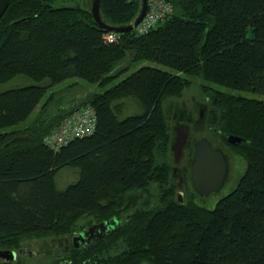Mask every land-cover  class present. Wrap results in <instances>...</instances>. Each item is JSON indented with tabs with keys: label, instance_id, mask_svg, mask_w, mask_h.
Wrapping results in <instances>:
<instances>
[{
	"label": "trees",
	"instance_id": "trees-1",
	"mask_svg": "<svg viewBox=\"0 0 264 264\" xmlns=\"http://www.w3.org/2000/svg\"><path fill=\"white\" fill-rule=\"evenodd\" d=\"M90 1L11 0L0 19V249L52 237L45 251L64 255L57 264H264V100L233 93L264 95V0H169V18L145 34L119 33L114 43ZM139 7L140 0H101L105 21L116 25L130 23ZM141 60L169 70L143 66L107 88L125 62ZM18 76L34 82L4 88ZM189 76L204 81L206 126L247 162L212 209L179 202L170 163L159 160L173 138L163 101L180 96ZM70 78L105 89L68 105L53 92L28 121L47 91ZM130 96L143 111L121 118ZM86 105L95 109V131L49 147L45 137ZM229 134L243 141L230 144ZM189 148L191 157L193 141ZM66 166L79 179L59 189ZM112 220L101 238L63 247L76 230Z\"/></svg>",
	"mask_w": 264,
	"mask_h": 264
},
{
	"label": "rangeland",
	"instance_id": "rangeland-1",
	"mask_svg": "<svg viewBox=\"0 0 264 264\" xmlns=\"http://www.w3.org/2000/svg\"><path fill=\"white\" fill-rule=\"evenodd\" d=\"M130 62H125L124 65L129 66V68L121 73L117 78L110 84L108 85L107 88L110 86H113L114 84L119 83L121 80L124 78L128 77L132 73H134L136 70L143 66H153L157 68H161L164 70H169L168 67L159 64L157 62L151 61V60H141V61H136L132 65L129 64ZM123 65V66H124ZM180 75H183L184 77H187L184 73H181ZM190 80L192 81L191 85L184 89L182 94L178 97H167L164 99V108L166 111V114L168 115V119L172 124H175L176 117L174 118V112L176 113L178 109L185 108L187 112L192 113L193 117L195 119L199 118V111H198V106L201 103H206L210 102L208 98L206 97V93L202 92L200 89V84L203 83L204 81L195 78V77H190ZM75 81L77 84H75ZM34 81L23 77V76H18L15 77L13 80H11L8 84L4 86L5 89L15 87L18 85H24V84H31ZM212 87H215L217 89H221L224 91H228V89L224 87H217L216 85H212ZM92 91H97V92H102L105 88H100V87H93L89 86L85 81L83 80H77L74 78L67 79L58 85L52 87L47 91L45 94V97L41 100L38 109L31 115L28 121H31L34 119V117L38 114L39 108L43 104V102L51 95V93L55 94H62L63 95V104H72V102H79L80 97L84 92H90ZM233 93L237 95H242L245 97H251V98H258V99H263L264 100V95L262 94H257L254 92H246V91H233ZM123 103V112L121 113V118H124L128 115L132 114H137L141 113L143 111V108L140 104V102L137 100V98L130 96V97H125L121 100ZM175 107V108H174ZM54 110L56 107L53 108ZM175 110V111H174ZM205 111V110H204ZM26 123V122H25ZM22 125V124H21ZM19 126V125H18ZM190 127V140L191 142L195 138H199L201 136H206L208 137L211 142L213 143L214 146L217 147H222L227 153H229L232 156V162H231V170L229 173V177L223 188L218 191V192H213L211 193L206 200L198 199V197L195 195L194 189L191 185V182L188 180V170L185 169V187L182 188L183 195H184V200L185 201H194L196 203H199L203 206H206L207 208H214L220 198L223 196L227 195L231 191H233L241 177L246 171L247 168V162L245 158L236 152V150L228 146V144L225 142L220 134L216 133L213 131L209 126H206L205 119L204 122L198 123L197 126L189 125ZM10 129V128H8ZM190 151L191 149H187L185 152V158L183 161L180 162V167H187V160L190 156ZM159 160L162 162H167L170 163L171 166V174H172V166L175 165L173 163V155L172 154H161L159 157ZM79 179V170L73 167H63L58 174L56 175V183L57 187L59 189H65L69 184L76 182ZM173 184L177 188V185L174 183V180H172ZM175 198L178 197V190H176V193L174 195ZM83 222V221H82ZM52 237H47L45 239H39V240H34L33 242H25L23 245L26 246V248L31 249L33 251H39L37 255H30L28 252L27 253H22L19 252L17 260L11 261L9 264H46V263H53L56 260L58 261L60 258H63V254H56L54 252L52 253H47L45 251V245L48 244L49 247L53 244L51 241ZM29 243H32V245L28 246ZM42 248V251H41ZM47 249V248H46ZM55 250V249H54ZM61 260V259H60ZM0 262H4V259H0Z\"/></svg>",
	"mask_w": 264,
	"mask_h": 264
},
{
	"label": "water",
	"instance_id": "water-1",
	"mask_svg": "<svg viewBox=\"0 0 264 264\" xmlns=\"http://www.w3.org/2000/svg\"><path fill=\"white\" fill-rule=\"evenodd\" d=\"M11 0H0V19L7 10ZM91 13L95 22L104 30L116 33H124L131 31L135 26L142 20L147 10V0H140V7L136 17L127 24H111L105 21L102 8L101 0L90 1ZM177 113V112H176ZM175 113V114H176ZM205 119V112L199 115L197 119L198 123H203ZM176 126V125H175ZM173 126V138L170 144L171 154L173 155V163L176 168L178 175L176 177L182 178L183 169L180 167V162L183 160L185 155V149L188 146L190 139V127L189 125L183 124L176 128ZM227 140L230 144H239L243 141V138L237 135H227ZM193 141V155L189 161L190 166V182L196 192L197 196L202 200L213 192L220 191L228 180L229 173L231 170L232 156L227 153L222 147L214 146L211 140L206 136L195 138ZM183 186H179L178 200L184 202V195L182 191ZM116 221H102L93 224L87 231L81 233V235L87 237V241L90 239H99L104 236L107 232H110L114 227ZM78 237H74L76 241ZM20 252L35 255L36 251L28 248H21ZM17 257V251L13 249H0V259H4L7 262L14 261ZM50 264V263H47Z\"/></svg>",
	"mask_w": 264,
	"mask_h": 264
},
{
	"label": "built area",
	"instance_id": "built-area-1",
	"mask_svg": "<svg viewBox=\"0 0 264 264\" xmlns=\"http://www.w3.org/2000/svg\"><path fill=\"white\" fill-rule=\"evenodd\" d=\"M173 14V4L169 0H147V10L142 20L135 26L137 34H145L161 24ZM106 42L114 43L120 34L106 31ZM96 112L91 105L81 107L67 115L53 131L45 137V143L58 150L77 137L91 135L96 128Z\"/></svg>",
	"mask_w": 264,
	"mask_h": 264
},
{
	"label": "flooded vegetation",
	"instance_id": "flooded-vegetation-1",
	"mask_svg": "<svg viewBox=\"0 0 264 264\" xmlns=\"http://www.w3.org/2000/svg\"><path fill=\"white\" fill-rule=\"evenodd\" d=\"M175 108V107H174ZM205 110V103H201L199 106H198V111L200 112L199 113V115L200 114H202V116H203V113L205 112L204 111ZM175 111V110H174ZM173 117L175 118L176 117V121H175V124H172V128H173V126H175L176 128H178L179 126H183V124H187V125H192V123H193V125H194V127H195V125L197 126V119H195L194 117H193V115H192V113H189V112H187L186 111V109L185 108H182V109H178V111H177V113L175 114V112H174V115H173ZM190 140V139H189ZM187 149H189V142H188V146H187V148L185 149V152H186V150ZM192 157V156H191ZM191 157L189 156V158H188V160H187V167H181L182 169H183V176H182V178H180L179 179V177H176V175H178V172H176L175 170H176V168L174 167V165L172 166V178H173V180H174V182L176 183V185H177V190H178V192H179V186L180 185H182L183 187H185V169L186 170H190L191 168H190V166H189V161H190V159H191ZM184 158H185V155H184ZM183 158V159H184ZM183 161V160H182ZM189 180H190V178H189ZM195 192V191H194ZM198 197V196H197ZM198 199H201L200 197H198ZM93 224H96L95 222L94 223H92V224H90V225H88V226H86V227H83V228H81V229H79V230H76L73 234H72V236L71 237H66L65 239H64V244H63V247H65V249L66 250H69L71 247H73V246H76V247H82V246H85V245H88V244H90L91 242H93V241H95V240H97V238L96 239H90L89 241H87V237L86 236H83V235H81V233L82 232H84V231H87L88 229H89V227L91 226V225H93ZM74 237H78L77 239H76V241H74L73 239H74ZM62 242V241H61ZM58 243H60V241H58ZM58 250H47V253H52V252H54V253H58V254H60L61 252H57ZM19 252H20V250L17 252V257H18V254H19ZM29 253V252H28ZM37 254V253H36ZM35 254V255H36ZM17 257H16V259L15 260H17ZM47 264V263H46ZM50 264H57V260L55 261V262H53V263H50Z\"/></svg>",
	"mask_w": 264,
	"mask_h": 264
}]
</instances>
